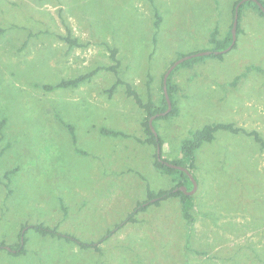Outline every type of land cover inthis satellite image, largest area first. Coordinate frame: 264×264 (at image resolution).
Here are the masks:
<instances>
[{
	"label": "rangeland",
	"instance_id": "374dc122",
	"mask_svg": "<svg viewBox=\"0 0 264 264\" xmlns=\"http://www.w3.org/2000/svg\"><path fill=\"white\" fill-rule=\"evenodd\" d=\"M236 1L0 0V264H264V145L248 133L218 130L197 150L191 232L179 197L127 219L148 190L176 185L177 173L154 165L158 152L175 159L184 139L218 122L264 140V72L247 71L264 69V16L248 2L230 50L173 71L178 111L154 119L160 149L145 142L147 113L128 92L159 105L164 72L213 52L212 33L232 32ZM112 64L117 73L44 88ZM118 77L125 83L109 96ZM25 224L58 227L100 250ZM24 230L26 251L14 254L7 247Z\"/></svg>",
	"mask_w": 264,
	"mask_h": 264
},
{
	"label": "trees",
	"instance_id": "16d2710c",
	"mask_svg": "<svg viewBox=\"0 0 264 264\" xmlns=\"http://www.w3.org/2000/svg\"><path fill=\"white\" fill-rule=\"evenodd\" d=\"M240 1L241 0H237L234 4V7H233V14L234 15H235L236 5ZM245 2L253 4L254 8L257 9L262 16H264V11L261 9V7L255 1L247 0ZM245 2L242 3L239 7V21H240V17H241V11H242L243 7L245 6ZM261 2L264 5V2L263 1H261ZM156 16H157V20L155 21V25H156V27H159L160 21L162 18L158 13L156 14ZM233 22H234V16H233L231 28L233 27ZM239 28L240 27L238 24L237 34L239 33ZM68 30H70V28H68ZM216 35H217V33H214V32L211 35V41L215 44L214 51L224 50L231 45L232 40H233L232 32L229 33L225 38H223L221 40H218L216 38ZM65 39L68 40L71 45H74L76 43L75 40L71 41L69 36H66ZM214 51L211 52V54H209V55L215 56V57H222L223 56V53L216 54ZM117 52H118L117 48L112 49L111 55L113 57V60L114 61L116 60L115 63H119V59L117 58ZM207 56L208 55L192 57V58L180 63L179 65H177L174 68V70L177 69L181 64H184V65L190 64L191 65L192 63L199 61L201 59H204ZM173 63H174V61L171 64H173ZM117 66H118V64H112L110 66H103V67L98 68V69L96 68V69H93L92 71L85 73V74H82L76 78L62 79L57 84H45L44 88L47 90H52V89H55L58 87L77 86L80 83H82L88 79H91L102 68L110 69V70H113L117 73ZM253 69L258 70L260 72H264V69H262L260 66H257V65L249 66L247 68V71H251ZM173 71L170 73V75L168 77V82H167L168 92H169L170 98L172 100V109L169 113H167L165 115H158L155 118V120L157 118L168 117L170 115L176 114L178 111V107L176 106L175 102L172 99V94L177 89V85H175L171 82V76H172ZM245 75H246V73H243V74L237 76V78L233 81V84H237V82L242 77H244ZM163 76H164V74H163ZM163 76H162V78H163ZM124 83L125 82L122 79H120V77H118L117 81L110 88L107 89L109 96L113 95L117 85L124 84ZM162 84H163V81H162ZM128 92L130 95H133L135 97L137 103L143 109H145V111L147 113L146 118L143 120V127L145 129L146 134H147L145 142H147L149 144H154L156 146H158V145L162 146L163 140L157 133H154V131L152 130V128L149 124V119L151 116L158 114V113H161L168 108V104H167V100H166L164 91H163L162 98H161L159 105L154 103V101H148L146 103L143 102V100L140 97V95L138 94V92L136 90L132 89L130 86H129ZM1 124L3 126L4 121L0 120V131H1ZM68 127L73 132V137H75L74 127L72 125H68ZM218 130H227V131H231L233 133H238V132L248 133L250 135H253L256 141H258L262 145H264V140L261 138L260 134L257 131L248 132L246 129L239 127V126H236L234 123L218 122V123L205 125L202 129H199L196 132H194L191 137L186 138L182 141L180 155L177 158L172 159V160L163 158V160H159L158 155L156 154V159H155L154 165L157 168L162 169L164 172H166L168 174L177 173L178 177L175 178L176 179V185L170 189L160 190L158 193H154V191L148 190V199L145 201H142V202L140 201L137 204L135 209L128 216V218H127L128 221H136L137 220L136 215L138 214V212L146 210L147 207L151 204H157L158 205V204H160V201L163 199H168L171 197H179L181 200V212H182L183 218L186 220V227L189 230L188 232H191L193 230L194 223H195V217L193 214V210L195 208L194 197H193V195H190L181 189V186H185L187 188V190H189L193 187V183L191 181L190 176L185 171L178 169V168H175V167H172V166L168 165L167 162L184 166L192 173L196 168L197 150L205 142L212 141L215 137V133ZM102 132L106 135L124 134L118 130H113V129L105 128V127L102 128ZM15 171H17V168L7 172L6 176H10ZM189 183L191 184L190 187H189ZM154 198H156L157 200H155L154 202H151V200ZM25 227L33 228L37 232L42 233L43 235H51L54 237L65 238L66 240H73V241L77 242L82 248L92 246L95 249L100 250V247L98 246V244L96 242L88 243V242L81 241V240L77 239L76 237H74L73 235L60 232L58 227H51V226H47V225H43V224H32V225L25 224L23 229ZM25 233H26L25 230L20 232V238H21L20 243L10 246L11 248L17 249L14 254H22L26 251L21 245L22 238L24 240V234ZM3 245H5V244H3Z\"/></svg>",
	"mask_w": 264,
	"mask_h": 264
},
{
	"label": "water",
	"instance_id": "95a60500",
	"mask_svg": "<svg viewBox=\"0 0 264 264\" xmlns=\"http://www.w3.org/2000/svg\"><path fill=\"white\" fill-rule=\"evenodd\" d=\"M245 1L246 0H241L236 5V8H235L234 22H233V27H232V36H233L232 44L229 47H227L226 49H224V50L214 51L216 54H218V53H225L228 50H230L236 44V41H237V27H238V23H239V7ZM253 1H255L261 7V9L264 11V5H263V3L260 0H253ZM209 54H211V51H204V52H198V53L191 54V55H185V56L179 58L178 60H176L166 70V72H165V74L163 76V90H164V94H165V97H166V100H167L168 108L165 111H163L161 113H158V114H155V115H153V116L150 117L149 124H150L152 130L154 131V133H157V130L154 127V119L158 115H165V114L169 113L171 111V109H172V100H171L170 95H169V92H168V84H167L168 77H169L170 73L174 70V68L177 65H179L180 63H182V62H184V61H186V60H188V59H190L192 57L209 55ZM158 149H160V146H158ZM158 159L159 160H163L160 152H158ZM167 164L170 165V166H172V167H175V168H178V169H181V170L185 171L190 176V178L193 180V183H194L193 189L191 191H189V190H187V188L185 186H181V189L184 190L186 193L192 195L196 191V189H197V180L194 177V175L186 167H184V166L177 165V164H173V163H170V162H167ZM22 243H23V240H22ZM7 248L8 249H11V247H7Z\"/></svg>",
	"mask_w": 264,
	"mask_h": 264
}]
</instances>
